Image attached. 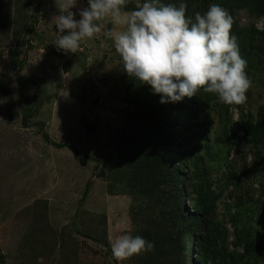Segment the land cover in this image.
<instances>
[{"label":"rangeland","instance_id":"rangeland-1","mask_svg":"<svg viewBox=\"0 0 264 264\" xmlns=\"http://www.w3.org/2000/svg\"><path fill=\"white\" fill-rule=\"evenodd\" d=\"M128 1L135 8L145 2ZM86 7L87 0H77L71 9L77 20ZM208 8L199 0L192 5ZM58 15L55 0H0V264H117L110 242L135 232L134 199L148 212L158 210L155 196L137 187L145 179H136L148 134L134 99L144 90L123 70L107 36L123 25L105 17L94 38L65 54L54 45ZM233 21L252 82L246 102L226 105L201 89L165 103L164 117L174 118L183 154V210L195 216L212 206L204 264H264V13L238 10ZM18 76L27 79L21 88ZM179 106L183 119L186 108L196 109V119L182 120ZM172 176L177 179L175 171ZM201 231L203 224L194 232ZM192 243L187 236L188 249ZM197 247L194 242L187 264H203ZM30 252L38 259H27Z\"/></svg>","mask_w":264,"mask_h":264},{"label":"clouds","instance_id":"clouds-1","mask_svg":"<svg viewBox=\"0 0 264 264\" xmlns=\"http://www.w3.org/2000/svg\"><path fill=\"white\" fill-rule=\"evenodd\" d=\"M59 15L56 29L61 35L54 45L65 54L77 53L81 42L101 31L100 21L111 17L125 30L108 32L129 77L151 86L161 103L182 102L201 89L215 94L226 105H242L247 100L251 80L245 71L232 17L218 4L186 17V4L179 7L145 0L139 8L124 14L128 0H87L88 7L77 13L71 9L77 0H55ZM264 103V100L261 101ZM190 248L194 250V243ZM117 264L142 253L152 252L155 244L140 235L124 234L110 242Z\"/></svg>","mask_w":264,"mask_h":264},{"label":"trees","instance_id":"trees-1","mask_svg":"<svg viewBox=\"0 0 264 264\" xmlns=\"http://www.w3.org/2000/svg\"><path fill=\"white\" fill-rule=\"evenodd\" d=\"M196 0H176L175 6L179 7L181 2L186 4V17L195 19V15L200 13L203 15L206 12L192 10V5ZM204 7H210L212 4H218L226 9L232 17L238 10L246 9L251 13L256 12L258 15L264 13V3L257 4L256 1L250 0H199ZM161 4H165V0H159ZM124 10H135L132 3L128 1ZM234 26L238 22L233 21ZM27 81L22 76L17 77L18 87L21 88ZM136 85V84H135ZM139 88L144 90V94L139 98L134 99L136 107V114L146 121L147 134L142 151L137 153L135 165L142 170L139 176L136 177L138 181L141 178L145 179L144 183L137 184L141 189L140 193L153 195L156 199V207L152 212H148L149 206L140 207L141 204L137 198L134 199L135 204L130 206V217L135 225V232L133 235H140L148 241L155 244L152 252L142 253L135 258L134 264L142 262L144 264H187V259L191 249L186 246V237L192 238L193 243L196 242V248L200 255V260L204 264L208 261V243L210 237V222L212 206H207L199 214L192 216L183 207L180 202V197L186 195V191L179 184L178 160L181 161L183 154L176 144L178 135L177 125L174 118L164 117L165 103L160 102V95L154 94L151 86L147 84H139ZM129 93H127L128 96ZM173 105V103H171ZM175 106L173 108L175 109ZM172 108V109H173ZM185 107L180 106L177 109V114L180 115L182 120H188L192 123L196 119V109L192 112L189 108V116L183 119V112ZM263 108H261L262 111ZM179 112V113H178ZM54 146L61 147L63 144L52 142ZM176 173V180L172 176V172ZM139 202V204L137 203ZM161 203V205H160ZM200 224H203L204 231L194 232L199 230ZM192 231V234L190 233ZM194 232V233H193ZM25 244V243H24ZM26 245V244H25ZM175 245V246H173ZM193 246V245H192ZM22 255H25L24 247ZM243 254L239 259H243L248 253V248L242 250ZM177 252L174 258L168 257L169 254ZM27 259L34 256V260L38 259L33 252H30ZM3 257L1 256V263ZM28 264V262L26 263Z\"/></svg>","mask_w":264,"mask_h":264}]
</instances>
